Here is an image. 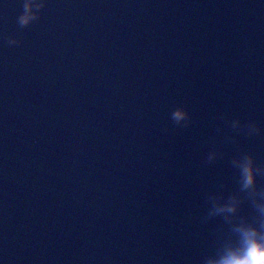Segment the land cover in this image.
I'll return each instance as SVG.
<instances>
[{
  "label": "water",
  "instance_id": "1",
  "mask_svg": "<svg viewBox=\"0 0 264 264\" xmlns=\"http://www.w3.org/2000/svg\"><path fill=\"white\" fill-rule=\"evenodd\" d=\"M247 232L264 0H0V264H220Z\"/></svg>",
  "mask_w": 264,
  "mask_h": 264
},
{
  "label": "clouds",
  "instance_id": "2",
  "mask_svg": "<svg viewBox=\"0 0 264 264\" xmlns=\"http://www.w3.org/2000/svg\"><path fill=\"white\" fill-rule=\"evenodd\" d=\"M175 115L179 119L182 113L177 112ZM243 171L246 177L245 187H247L253 182L252 175L248 168ZM255 237V232L245 233V248L242 255L230 254L220 264H264V243L257 241Z\"/></svg>",
  "mask_w": 264,
  "mask_h": 264
}]
</instances>
